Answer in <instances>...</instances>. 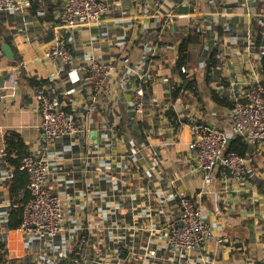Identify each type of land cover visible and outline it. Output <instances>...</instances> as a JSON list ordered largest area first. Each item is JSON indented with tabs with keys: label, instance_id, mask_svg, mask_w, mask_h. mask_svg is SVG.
I'll list each match as a JSON object with an SVG mask.
<instances>
[{
	"label": "crops",
	"instance_id": "0c3cea01",
	"mask_svg": "<svg viewBox=\"0 0 264 264\" xmlns=\"http://www.w3.org/2000/svg\"><path fill=\"white\" fill-rule=\"evenodd\" d=\"M104 1L110 11L101 24L72 31L58 28L65 0H25L16 11L0 13V240L9 260H24L29 253L22 234L5 224L14 179L5 140L14 132L29 152L40 148V154L47 153L52 169L48 185L63 199L69 227H93L91 250L102 244L105 232L100 228L108 220L115 218L123 227L120 242L131 246L133 227L147 225L149 211L151 227L161 226L178 215L179 197L186 196L200 204L222 239L221 245H202L192 264H264V144L255 145L245 180L236 182L217 167L207 188L190 146L192 123L229 126L231 110L211 102L204 75L212 49L219 46L224 53L220 74L230 83L228 91L232 85L248 86L258 65L249 44L264 29V0ZM195 34L204 36V45L199 66L189 70L198 81L200 97L185 82L174 100L170 85L183 83L175 66L176 50L184 37ZM8 37L9 44L4 42ZM58 43L70 50L71 62L45 59ZM5 45L12 59L3 52ZM91 55L112 62L115 69L95 94L96 110L88 121L85 107L93 91L83 83L82 69ZM125 60L136 74L126 70ZM146 71L151 80L138 111L135 90L138 75ZM77 76L80 82L73 81ZM29 79L43 81L55 103L64 106L78 126L89 128V139L80 132L44 145L36 87ZM213 86L221 87V80L214 79ZM170 108L178 115V130L166 117ZM94 132L97 143L91 138ZM156 239L164 243L160 236ZM71 240L65 233L57 242L58 252L72 247ZM141 241L143 251L147 238L136 239Z\"/></svg>",
	"mask_w": 264,
	"mask_h": 264
},
{
	"label": "built area",
	"instance_id": "2783aa9c",
	"mask_svg": "<svg viewBox=\"0 0 264 264\" xmlns=\"http://www.w3.org/2000/svg\"><path fill=\"white\" fill-rule=\"evenodd\" d=\"M65 6L59 15L58 28L78 30L92 25H99L109 13L110 8L104 0H65ZM25 0H0V13L14 12L23 6ZM48 61L73 60L72 53L62 43H58L45 54ZM125 68L136 74V70L125 60ZM115 66L97 56L91 55L83 67V83L93 91L90 103L85 107V117L96 110L97 97L105 83L110 79ZM182 73H191L182 68ZM251 82L246 88L238 89L232 85L229 90L234 101L229 126L219 129L204 123H192L191 149L194 160L204 177V187H210L214 180V171L221 167L223 173L236 182L245 180L248 166L253 158H244L236 152H227L228 141L241 137L251 144H264V84L256 72L250 73ZM149 71L138 75L135 90V106L141 109L144 85L150 82ZM74 82H80L77 76ZM243 98V100H242ZM36 109L41 116V139L47 147L57 141L74 138L80 132L89 139V128L77 125L73 117L59 106L50 96L46 86L35 90ZM6 155V152H5ZM20 170L28 176L27 191L29 201L21 206L23 220L18 229L29 247L28 264H192L193 254L202 245L211 242L222 244V239L215 233L213 224L208 221L200 204L191 197L181 196L178 201V215L171 217L161 226L151 227L152 213L148 212L147 225L133 227L130 235L132 245L124 246L120 242L121 225L107 221L102 244L90 249V236L93 227L83 225L69 227L61 196L48 185L51 174V163L47 153L40 154V148L31 150L21 160ZM214 212H220L218 196L215 195ZM10 208V204L5 205ZM0 208H2L0 206ZM136 220V218L134 219ZM115 223V224H114ZM95 225V222H92ZM148 227V228H146ZM67 233L72 239V247L67 251L57 250L58 240ZM111 242L106 244L108 240ZM161 238V244L156 237ZM144 250L136 239L144 240ZM138 245V248L136 247Z\"/></svg>",
	"mask_w": 264,
	"mask_h": 264
},
{
	"label": "trees",
	"instance_id": "16d2710c",
	"mask_svg": "<svg viewBox=\"0 0 264 264\" xmlns=\"http://www.w3.org/2000/svg\"><path fill=\"white\" fill-rule=\"evenodd\" d=\"M218 35H222V30L217 29ZM12 38L8 37L4 39V42L11 43ZM204 36L203 35H187L179 43L176 50V61L175 66L178 70L179 77L182 80V84H171L170 89L172 92V98L175 100L183 91V87L186 81L189 82L187 89L192 91L196 97H200V91L198 89V81L195 75L189 73H182V68L195 69L199 66V61L201 59V50H203ZM249 47L251 50L258 55V65L256 72L260 78V81L264 84V29L261 30L256 36L251 39ZM224 53L219 46L212 49L209 63L205 72L206 84L208 87V95L211 102L219 107H225L232 110L234 108V101L230 97L228 88L230 83L225 79L221 78L220 70L223 63ZM214 79L221 80V87L216 88L213 86ZM30 84L36 88L44 84L35 79H29ZM150 82L144 85V89L149 86ZM243 100V98H242ZM166 117L171 122L174 130H178L180 127V122L178 120V115L173 108H170L166 112ZM255 145L251 144L241 137H235L232 139L227 152H236L244 158H253L255 154ZM5 152L7 163L14 168V179L9 187V200L10 208L9 214L5 219V224L8 230L16 231L19 229L23 220V210L22 207L25 205L29 199L30 195L27 191L28 176L25 172L20 170L21 160L23 157L28 155L29 149L27 144L23 141L20 135L11 132L6 136L5 140ZM253 162V161H252ZM0 264H28V259L24 260H9L8 258V248L3 240H0Z\"/></svg>",
	"mask_w": 264,
	"mask_h": 264
},
{
	"label": "water",
	"instance_id": "95a60500",
	"mask_svg": "<svg viewBox=\"0 0 264 264\" xmlns=\"http://www.w3.org/2000/svg\"><path fill=\"white\" fill-rule=\"evenodd\" d=\"M3 52L10 58V59H12V52H11V50H10V48H9V46H7V45H5L4 46V48H3ZM188 83V81H186V84ZM91 138H92V140H94V142H96L97 143V138H98V134L97 133H92L91 134ZM231 140H229L228 141V146H230V144H231Z\"/></svg>",
	"mask_w": 264,
	"mask_h": 264
},
{
	"label": "rangeland",
	"instance_id": "374dc122",
	"mask_svg": "<svg viewBox=\"0 0 264 264\" xmlns=\"http://www.w3.org/2000/svg\"><path fill=\"white\" fill-rule=\"evenodd\" d=\"M95 251H97L96 249H95ZM98 252V251H97Z\"/></svg>",
	"mask_w": 264,
	"mask_h": 264
}]
</instances>
